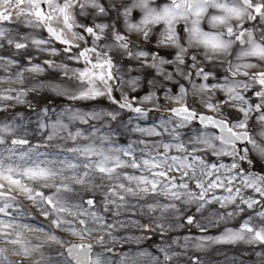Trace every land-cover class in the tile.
I'll use <instances>...</instances> for the list:
<instances>
[{
  "label": "snow or ice",
  "instance_id": "obj_1",
  "mask_svg": "<svg viewBox=\"0 0 264 264\" xmlns=\"http://www.w3.org/2000/svg\"><path fill=\"white\" fill-rule=\"evenodd\" d=\"M0 71V264H264V0H0Z\"/></svg>",
  "mask_w": 264,
  "mask_h": 264
},
{
  "label": "rangeland",
  "instance_id": "obj_2",
  "mask_svg": "<svg viewBox=\"0 0 264 264\" xmlns=\"http://www.w3.org/2000/svg\"><path fill=\"white\" fill-rule=\"evenodd\" d=\"M0 74H2V71H0ZM32 222L35 223L36 221ZM210 234L218 233L215 230H210ZM217 248H219V252L214 250ZM253 248H255L256 251L260 250V247L258 245H214L211 249L207 250V252H198L197 254L202 259H210L213 264H225L228 261H231L233 258L237 261L238 264H241V262L242 264H256V261L259 260V257H257L253 251H251V249ZM192 251L195 250L189 251V255H191Z\"/></svg>",
  "mask_w": 264,
  "mask_h": 264
},
{
  "label": "bare ground",
  "instance_id": "obj_3",
  "mask_svg": "<svg viewBox=\"0 0 264 264\" xmlns=\"http://www.w3.org/2000/svg\"><path fill=\"white\" fill-rule=\"evenodd\" d=\"M237 256V255H236ZM214 264H217V263H214ZM225 264H227V263H225ZM238 264V263H237Z\"/></svg>",
  "mask_w": 264,
  "mask_h": 264
}]
</instances>
